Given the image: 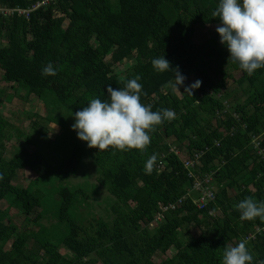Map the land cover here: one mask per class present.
<instances>
[{"label":"trees","instance_id":"trees-1","mask_svg":"<svg viewBox=\"0 0 264 264\" xmlns=\"http://www.w3.org/2000/svg\"><path fill=\"white\" fill-rule=\"evenodd\" d=\"M41 1L0 0V7L27 10ZM218 2L55 0L28 17L0 14V82L37 99L47 122L63 131L58 138L62 156L49 161L41 147H27L37 144L34 137L0 115V203L9 201L7 209H0V264H222L224 249L241 239L247 240L254 264L264 261V219L242 220L234 207L249 196L264 200V69L249 76L236 65L240 76L234 82L245 101L234 102L226 85L230 75L219 66L230 62L229 53L217 32L205 41L193 40L197 30L219 23L212 16ZM162 55L184 76L198 72L202 83L192 96L169 88L174 72L154 69L152 60ZM48 63L56 67L55 76L42 75ZM137 75L142 103L176 113L151 133L143 152L90 149L77 135L65 142L73 130L72 114L92 98L107 99L108 85L123 88ZM31 125L38 127L35 120ZM12 130L19 143L8 156ZM174 150L192 156L203 151L200 178L214 171L215 198L205 209H197L188 196L162 213L192 186ZM85 153L112 200L104 209L107 217H93L87 225L77 221L75 208L85 190L67 185L46 191L47 184L74 176ZM153 153L158 159L148 173L145 163ZM26 170L35 179L26 187L14 185ZM11 208L33 228L17 225ZM35 208L41 211L30 219ZM43 212L53 217L51 226ZM159 213L163 217L155 221ZM192 228L199 230L195 238Z\"/></svg>","mask_w":264,"mask_h":264},{"label":"clouds","instance_id":"clouds-1","mask_svg":"<svg viewBox=\"0 0 264 264\" xmlns=\"http://www.w3.org/2000/svg\"><path fill=\"white\" fill-rule=\"evenodd\" d=\"M212 16L219 20L216 32L229 53L228 61L249 76L258 69H264V0H219ZM152 65L157 72H174L168 86L181 93L180 87L184 86L186 77L178 66L172 69L164 55L154 58ZM56 74L57 69L52 63L42 69L44 76ZM201 83L196 80L185 86L184 93L192 96ZM106 93L107 99L92 98L86 106L72 114L73 131L90 149H135L143 152L150 145L151 133L156 131L157 126L176 117L173 109L153 111L151 105L141 102L143 85L139 75L129 79L123 88L108 85ZM157 159L158 155L153 153L146 160V172L153 170ZM3 179L4 173L0 172V181ZM234 207L240 212L242 220L264 219V200L249 196ZM254 259L245 239L235 246L226 247L222 254V264H254Z\"/></svg>","mask_w":264,"mask_h":264},{"label":"rangeland","instance_id":"rangeland-1","mask_svg":"<svg viewBox=\"0 0 264 264\" xmlns=\"http://www.w3.org/2000/svg\"><path fill=\"white\" fill-rule=\"evenodd\" d=\"M218 25V24H217ZM217 25H207L204 29H199L194 33L193 40L197 43L201 41H205L209 36L216 32ZM209 66H213L209 65ZM219 66H222V69L226 74L230 75L227 78V91L230 96H232V100L234 102L243 103L245 101V96L243 95L241 89L235 84L234 80L239 78V71L236 70V64L233 62H229L227 64L220 63ZM118 71V70H117ZM120 71V70H119ZM214 76V74H213ZM186 80L184 82V86L180 87V92L175 91L179 96L184 93V87L192 84L196 80H200V75L196 71H186L185 72ZM0 90L4 92L2 96H0V115L3 116L7 121H9L14 127H16L20 132L24 135H29L34 137L37 141L36 145L27 146L29 149H34V147H41L43 154L47 156L49 161H57L62 156V152L58 147V138L63 134L61 128L54 123H48L46 120L47 112L44 106L37 101L34 97H25L24 93L21 91H13V88L10 87V84L5 82H0ZM16 92V93H15ZM12 96L11 100L8 101L6 96ZM26 98V99H25ZM233 102V103H234ZM38 123V127L36 129H32L31 123L33 121ZM46 127V129H45ZM43 129H45L43 131ZM67 138L65 142L72 143L73 140L76 139V133L73 130L66 133ZM18 138L16 134L12 130V136L10 141L6 144L9 152L13 151L14 145L18 144ZM22 141V138L20 139ZM172 140H170L171 142ZM69 147V146H68ZM71 148V147H70ZM68 149V151L70 150ZM83 165L78 170V172L69 178V180H65L63 182L57 181L54 185L47 184L46 191L53 192L55 188H59L60 186H69L71 189H78L86 191V197L78 196V202H76V212H77V221L82 223L83 225H87L89 220L93 217H100V215H106L104 209L108 208V205L112 204V200L110 196L106 192V189L98 184V173L93 164V161L89 157L88 154L85 153L83 157ZM36 177V174L32 171H23L21 172L17 178L13 181L14 185H20L22 187H26L33 181ZM88 183H92L96 186L93 190L89 187ZM75 187H74V186ZM214 188H217L216 184L213 183ZM91 189V190H88ZM88 190V191H87ZM9 206V201L5 200L0 203V209H7ZM11 211V217L13 221L24 228L25 226L29 228H33V224L29 225L25 224L24 215L18 211L17 209H9ZM41 209L35 208L32 212L30 219L34 218L37 212H40ZM44 213V212H43ZM44 218L47 223H50V226L53 222V217H49L48 214L44 213ZM35 229V228H34ZM199 233L198 229H191L190 237L195 238ZM188 238V236H186ZM187 240V239H186ZM59 251L61 254H66V250L63 247H59ZM69 254V253H68ZM171 254H174V250L171 249ZM156 258L155 260H157ZM99 264V263H97Z\"/></svg>","mask_w":264,"mask_h":264},{"label":"built area","instance_id":"built-area-1","mask_svg":"<svg viewBox=\"0 0 264 264\" xmlns=\"http://www.w3.org/2000/svg\"><path fill=\"white\" fill-rule=\"evenodd\" d=\"M51 1L55 0H42L41 2L35 3L31 8L24 10L20 8H13V9H7L0 7V14L3 15H11L12 13H17V15H24L25 17H28V14L43 6L48 4ZM258 142L255 144L254 148H258ZM174 153L179 157L180 161L183 163V166L188 171V178L192 180V186L189 189V191L183 195L180 199L176 201L174 204H169L162 208V213L164 211L168 210H174L176 207L180 206L184 200L187 199L188 196H191L192 203L195 205V207L199 210H203L206 208V204L210 201H213L215 198V188L212 183V176L214 174L213 172L207 173L203 176V178H200L198 176L197 171L199 170L198 166L200 165L198 162L199 156L203 154V151H201L198 155L195 154L192 155H186V153L180 151V150H174ZM159 213L155 219V221H160V219L163 217V214Z\"/></svg>","mask_w":264,"mask_h":264}]
</instances>
